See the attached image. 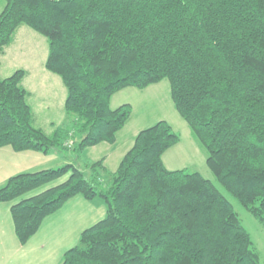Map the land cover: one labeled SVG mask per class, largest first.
Returning a JSON list of instances; mask_svg holds the SVG:
<instances>
[{
  "label": "trees",
  "instance_id": "trees-1",
  "mask_svg": "<svg viewBox=\"0 0 264 264\" xmlns=\"http://www.w3.org/2000/svg\"><path fill=\"white\" fill-rule=\"evenodd\" d=\"M4 1L0 55L22 26L48 39L45 66L66 87L74 122L52 135L34 127L27 74L17 71L0 79V149L48 155L114 145L133 109L112 110V97L169 80L209 170L264 224V0ZM180 141L160 121L137 135L110 179L97 174L104 160L90 176L74 165L20 174L0 188V204L21 200L11 215L24 246L71 199L103 203L105 218L61 264H261L231 201L200 173L166 168L164 155Z\"/></svg>",
  "mask_w": 264,
  "mask_h": 264
},
{
  "label": "rangeland",
  "instance_id": "rangeland-1",
  "mask_svg": "<svg viewBox=\"0 0 264 264\" xmlns=\"http://www.w3.org/2000/svg\"><path fill=\"white\" fill-rule=\"evenodd\" d=\"M4 7L5 1L0 0V14ZM48 55V39L29 27L22 26L17 31L13 44L7 49L6 56L1 57L0 61L2 63L1 77L13 75L21 70L27 72L22 85L31 93L30 104L33 110L34 127L52 135L57 128L72 129L74 117L67 115L65 111L67 89L61 78L46 69ZM50 74L56 79L51 81L48 77ZM123 105H131L133 111L125 128L118 134L116 149L104 144L82 152L53 150L50 153L51 169L74 165L90 176L93 175L91 169L93 164L105 159L104 166L107 170L103 171L98 167L97 174L104 176L106 181L117 171L124 155L133 147L137 135L160 121H166L181 137L180 143L163 157L166 168L169 171L198 172L211 181L234 205L235 211L259 252L261 264H264V224L257 222L228 194L209 170L206 162L207 152L195 141L188 124L174 107L169 80H164L145 90L128 88L116 93L111 99V109L116 110ZM78 140L73 139L75 143ZM68 177L64 178L63 182Z\"/></svg>",
  "mask_w": 264,
  "mask_h": 264
},
{
  "label": "crops",
  "instance_id": "crops-1",
  "mask_svg": "<svg viewBox=\"0 0 264 264\" xmlns=\"http://www.w3.org/2000/svg\"><path fill=\"white\" fill-rule=\"evenodd\" d=\"M9 47L0 55V58L6 56ZM1 68L2 63L0 61V79H7L12 76L1 77ZM51 75H48L50 80H55L54 75ZM22 84L24 85V82ZM27 92L29 93L28 103L31 106V93L28 90ZM117 144L116 142L110 147L116 149ZM50 153L48 155L32 151L16 153L9 147L0 149V188L10 178L18 174L50 170L52 161ZM103 160L105 164V159ZM104 168L107 170L105 166ZM63 181L64 178L47 188L59 185ZM45 189L32 192L23 199L37 195ZM20 201L19 199L12 203L0 204V264H61L64 254L78 245L81 234L103 220L106 215V207L103 203H91L83 197L77 196L71 199L60 211L48 217L43 222L39 232L32 237L27 245L23 246L15 233L11 215V208Z\"/></svg>",
  "mask_w": 264,
  "mask_h": 264
}]
</instances>
